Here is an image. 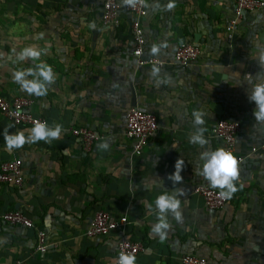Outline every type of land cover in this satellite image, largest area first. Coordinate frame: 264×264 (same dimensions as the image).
<instances>
[{"label": "crops", "instance_id": "1", "mask_svg": "<svg viewBox=\"0 0 264 264\" xmlns=\"http://www.w3.org/2000/svg\"><path fill=\"white\" fill-rule=\"evenodd\" d=\"M104 1H0V94L30 97L31 111L48 127L61 125L59 138L9 151L5 130L23 131L27 139L31 128L0 115V163L17 157L25 174L20 189L0 185V264H114L118 231L102 238L84 235L98 210L128 218L126 234L146 247L135 264H182L186 253L206 264H264V156L238 166L237 190L225 208L209 211L191 194L193 187L209 185L197 172L201 153L223 148L211 134L217 120L240 125L238 154L264 139V122L253 116L256 105L249 99L254 86L264 83V8L243 16L228 39L234 0H146L143 58L161 59L159 68L137 65L132 16L122 8L117 27L102 26ZM183 42L201 50L184 69L173 60ZM33 45L42 52L39 60L16 61L13 49ZM40 62L52 67L55 79L46 95L36 96L22 90L12 73ZM134 105L153 112L159 124L140 157L132 156L124 136L125 113ZM197 110L203 113L204 147L189 143ZM73 127H87L101 139L87 150L71 135ZM178 159L184 161L183 179L174 184L169 176ZM163 194L179 199L182 219L169 211L161 240L151 230L158 223L155 200ZM13 210L31 219L35 229L4 222L2 214ZM36 229L51 244L44 253L34 251Z\"/></svg>", "mask_w": 264, "mask_h": 264}, {"label": "built area", "instance_id": "2", "mask_svg": "<svg viewBox=\"0 0 264 264\" xmlns=\"http://www.w3.org/2000/svg\"><path fill=\"white\" fill-rule=\"evenodd\" d=\"M1 1V0H0ZM147 1L137 2L135 7L119 3L118 0H105L101 11V24L107 28H115L119 25V12L121 8L124 12L132 16V54L136 58L139 66L155 65L161 68L163 61L154 56L143 58L144 47L146 44L142 19L146 16ZM264 8V0H234L233 15L226 24V36L233 38L240 20L246 14L255 13ZM198 45L189 42H183L177 46L173 54L174 64L180 68H187L200 56ZM32 99L28 96L19 95L15 97H6L0 94V115L10 121L16 127L32 128L34 122L40 121L47 123L46 119L35 115L31 111ZM159 130L157 117L153 112L145 111L137 105L130 106L125 113L124 136L131 144V154L134 157H140L150 143V140ZM240 131V125L228 119L221 118L217 120L211 129V134L218 139L223 148L232 152L238 161V166L242 165L248 158L255 156L261 158L264 156V139L257 146H252L246 154H238L235 151L236 136ZM72 136L78 138L85 149H90L92 144L99 141L101 137L93 130L87 127H73L70 129ZM25 174L23 171L22 160L14 157L0 163V185H6L20 189L24 183ZM220 190L214 189L207 184H199L193 187L191 194L202 199L203 207L209 211H217L225 208L229 203V198L219 196ZM2 220L13 226H24L28 229H35L33 221L25 216L19 210L7 211L2 214ZM129 224L128 218L123 215L114 217L105 210H98L84 235L87 238H102L118 231L116 238L115 259L119 257L120 252L132 254L135 257L146 250L141 240L131 239L125 232ZM35 252L44 253L51 244L46 241L45 232L39 229L35 231ZM182 264H206V259L195 254L186 253L180 257ZM10 264H21V261H15Z\"/></svg>", "mask_w": 264, "mask_h": 264}, {"label": "clouds", "instance_id": "3", "mask_svg": "<svg viewBox=\"0 0 264 264\" xmlns=\"http://www.w3.org/2000/svg\"><path fill=\"white\" fill-rule=\"evenodd\" d=\"M123 4L135 7L138 0H122ZM143 2V0H139ZM145 7H148L145 4ZM156 7H160L157 5ZM174 7L173 3H169L166 6L167 10H171ZM42 35V34H41ZM158 48L153 46L152 53H157ZM42 52L38 50L35 45L31 47L23 48L21 51L16 52L13 49V55L16 61H25L32 59L33 61L39 60ZM9 59H12L10 56ZM261 62L264 63V55L261 56ZM159 69H153V74L157 73ZM13 80L17 82L22 90L29 94L36 96H43L47 94V85H51L54 82L55 75L50 65L40 62L34 67L14 71L12 73ZM28 76H32L33 79H27ZM250 101H254L256 108L253 111V116L257 121L264 122V83H258L254 86V90L249 97ZM192 116L193 127L195 131L190 135L189 143L198 144L200 147H204L208 144V141L204 138L205 129L201 127L204 124L202 119L203 113L200 111H193ZM28 136L25 137L23 131L8 135L7 129L5 130V142L9 151L13 148H22L26 142H38L49 141L51 139H57L61 133V125L57 124L54 128H50L46 123L40 121L34 122V126L27 130ZM107 147V145H102ZM200 159L203 161L202 170L197 168V172L206 180L212 188H219V196L222 198H230L233 193L236 192V187L233 181L238 177V161L235 155L225 150L224 148H217L215 151H204L200 155ZM184 161L178 159L175 163V172L169 176L174 184L182 182V176L180 175L183 169ZM180 192L181 189H176ZM149 210H152V205H148ZM180 209V201L174 195L163 194L159 195L155 200V210L157 212L158 223L152 228V233L158 234L163 240L166 236V231L169 228L167 220V213L170 211L177 221L182 219V213ZM115 264H135V256L125 252H120L119 257Z\"/></svg>", "mask_w": 264, "mask_h": 264}]
</instances>
